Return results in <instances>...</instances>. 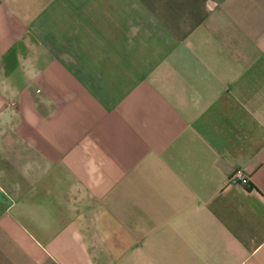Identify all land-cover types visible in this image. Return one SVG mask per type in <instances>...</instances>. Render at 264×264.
<instances>
[{"label": "crops", "instance_id": "obj_1", "mask_svg": "<svg viewBox=\"0 0 264 264\" xmlns=\"http://www.w3.org/2000/svg\"><path fill=\"white\" fill-rule=\"evenodd\" d=\"M0 264H264V0H0Z\"/></svg>", "mask_w": 264, "mask_h": 264}, {"label": "built area", "instance_id": "obj_2", "mask_svg": "<svg viewBox=\"0 0 264 264\" xmlns=\"http://www.w3.org/2000/svg\"><path fill=\"white\" fill-rule=\"evenodd\" d=\"M228 180L230 182H235L241 185H245L248 183V177L242 169L240 168H235L229 175H228Z\"/></svg>", "mask_w": 264, "mask_h": 264}, {"label": "clouds", "instance_id": "obj_3", "mask_svg": "<svg viewBox=\"0 0 264 264\" xmlns=\"http://www.w3.org/2000/svg\"><path fill=\"white\" fill-rule=\"evenodd\" d=\"M28 63H29V61H25V64H28ZM27 74H28L29 78H35L38 75V73L34 67Z\"/></svg>", "mask_w": 264, "mask_h": 264}]
</instances>
